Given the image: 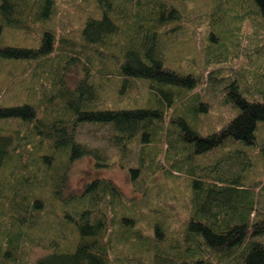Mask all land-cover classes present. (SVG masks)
I'll return each instance as SVG.
<instances>
[{
	"label": "trees",
	"instance_id": "1",
	"mask_svg": "<svg viewBox=\"0 0 264 264\" xmlns=\"http://www.w3.org/2000/svg\"><path fill=\"white\" fill-rule=\"evenodd\" d=\"M70 1L76 8L65 9L61 25L52 26L48 22L64 0H0V31L7 27L37 34L34 45H0V57L37 60L31 72L36 99L0 105V121H16L11 130L0 131V177L3 168L8 176L7 184L0 182L2 253L9 254L5 246L25 254L26 243L51 247L30 264H264V171L248 183L209 173L230 155L229 148L239 149L238 142L254 146L259 141L264 169V98L253 97L264 87V75L255 80L244 64L254 54L248 43L252 34L240 51L242 63L232 67L250 78L253 99L239 90L233 74L227 75L232 91L222 103L232 109L231 117L203 130L202 124L210 123L207 106L212 105L219 65L205 66L197 77L164 65L158 37L165 15L177 17L175 7L166 4L157 12V0H93L95 7L82 17L79 0ZM253 1L264 29V0ZM120 45L121 54L107 51ZM87 48L102 63L98 77L112 76L105 69L106 58L121 57L117 73L125 85L131 78L157 82L155 102L92 108L97 83L88 60L81 57ZM263 52L257 51L258 56ZM71 67H81L83 74L69 85ZM53 102L58 106L51 112ZM83 122L109 124L118 157L139 146L138 163L127 168L140 197L125 199L106 177H94L79 192L65 194L75 158L91 154L96 166L109 164L101 148L76 139L77 125ZM216 158L212 168L208 162ZM185 167L192 173L181 170ZM157 172L166 180L147 185ZM37 205L43 208L37 211ZM32 208L34 216L46 220L44 231L50 228L49 233L32 234ZM4 213L12 225L3 224ZM21 224L31 230L27 233ZM124 245L127 254L122 253Z\"/></svg>",
	"mask_w": 264,
	"mask_h": 264
},
{
	"label": "rangeland",
	"instance_id": "2",
	"mask_svg": "<svg viewBox=\"0 0 264 264\" xmlns=\"http://www.w3.org/2000/svg\"><path fill=\"white\" fill-rule=\"evenodd\" d=\"M70 0H64L61 8L49 20L48 24L52 26H60L59 19L64 16V10L68 13L73 12L72 8H76L70 4ZM81 6V15L85 16L91 8L95 7L93 0H79ZM112 4L115 0H111ZM107 4L106 2H103ZM157 5L154 6L157 12L168 6L175 7L177 17H173L172 12L167 19L163 18L162 30L164 32L158 37V46L163 54L164 65L181 73H193L195 76L203 72L205 66L211 68L219 65V73L217 71L214 81L216 89L210 92L211 103L208 105L206 120L210 123L202 124V129L211 128L213 123L221 126L229 119L232 114L230 106L223 104L225 97H229V91H232V85L229 83V78H237L239 90L249 99H253L252 89L253 84L250 78L245 73H240L242 68L235 70L232 64L242 63L240 51L247 46L246 36L252 34L248 41L249 46L254 50L249 60L245 62V66L252 72L254 79H259L264 75V52L258 56L257 51L264 50V32L261 17L258 15V7L252 0H157ZM219 4V5H218ZM218 5L219 9L215 11ZM125 6V5H124ZM153 7V5H152ZM125 12L126 9H123ZM114 13V12H113ZM72 14L70 18L72 21ZM154 14V13H153ZM115 16V15H114ZM165 19V20H164ZM118 24L120 22L118 21ZM251 24V25H250ZM252 28L254 29L253 32ZM259 30V31H258ZM262 31V32H261ZM37 42V34L25 33L22 30L14 28H3L0 31V45H34ZM121 46V45H120ZM123 46L117 49L110 48L107 51H117L121 54ZM237 55H239L237 57ZM81 57L83 61L88 60L90 76L97 83V94L92 108H126L135 106L151 105L155 102L156 91L153 88L157 82L151 80L144 81L141 79H133L124 84L123 76L117 73L119 67L118 61L123 60L121 57L117 59L106 58V68L110 71V77H98L96 71L101 67L99 56L87 48ZM220 57V58H219ZM25 60L0 57V105L18 104L30 98L35 100L36 97L32 90L31 72L37 65V60L31 62H22ZM82 67V63H80ZM260 66L262 67L261 69ZM205 71L204 74H207ZM240 77L238 79V74ZM83 74V71L78 67H71L69 75L66 76L69 85L75 84L76 80ZM196 76V77H197ZM242 77V78H241ZM31 81V83H30ZM245 86H244V84ZM248 83V84H247ZM31 85V87H30ZM249 92V94H248ZM209 96V95H208ZM253 97L262 100L264 98V87L260 92ZM53 102L49 106V111L52 112ZM204 121V119H203ZM213 122V123H212ZM16 125L15 120L0 121V131H9ZM264 132V126L262 125ZM111 127L106 123L83 122L77 125L76 139L89 146H97L101 148L108 156L109 164L106 166H96L94 157L91 154H83L74 159L68 170L67 187L65 194L68 191L79 192L86 181L94 177H106L112 180L120 189L125 199L130 200L134 197H140L141 192L135 191L130 181L127 166L135 165L139 160V146L133 145L130 149L125 150L121 156H117V148L110 143ZM251 146V147H250ZM238 150L229 148L230 155L222 160L221 164L209 173L213 176L219 175L223 177L233 176L243 183H248L255 178L263 177V167L260 164L262 160L261 145L258 143L254 146L238 142ZM236 148V147H235ZM232 150V151H231ZM252 152V153H251ZM248 154V155H246ZM249 155L253 156L251 159ZM258 161H255L256 159ZM200 158L197 162H200ZM219 159H211L208 164L216 166ZM124 164L125 166H121ZM1 172L0 182L7 184L8 176L3 168ZM181 170L192 173L188 168ZM166 180L162 172H157L151 176L147 185L155 184ZM170 180V179H169ZM167 180V181H169ZM175 183L181 180L174 181ZM25 189V188H24ZM23 189V190H24ZM5 192V190H4ZM8 193V191H6ZM3 196L1 201L3 203ZM40 211L43 207L37 205L35 207ZM18 213V212H17ZM21 212L18 213L20 215ZM34 217V225L32 227L33 235L49 233V229L44 231L46 220L43 216H34V208H32ZM50 215V219L52 214ZM3 224L7 227L12 225L11 216L8 213L2 214ZM56 221V217H53ZM69 223H60L61 226H67ZM17 222H14L13 228H17ZM21 228L27 233L31 230L30 226L21 224ZM1 242V241H0ZM21 244V243H20ZM8 250V255L2 253V244L0 245V264H30L38 257L43 256L51 251V247H43L39 244L28 246L24 243V250L5 247ZM128 253L126 245L123 246V252Z\"/></svg>",
	"mask_w": 264,
	"mask_h": 264
}]
</instances>
